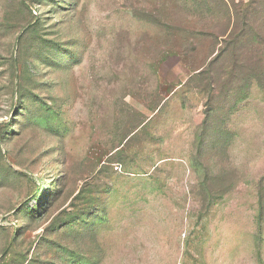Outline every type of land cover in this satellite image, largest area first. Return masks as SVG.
<instances>
[{
  "label": "rangeland",
  "instance_id": "rangeland-1",
  "mask_svg": "<svg viewBox=\"0 0 264 264\" xmlns=\"http://www.w3.org/2000/svg\"><path fill=\"white\" fill-rule=\"evenodd\" d=\"M0 264H264V0H0Z\"/></svg>",
  "mask_w": 264,
  "mask_h": 264
}]
</instances>
